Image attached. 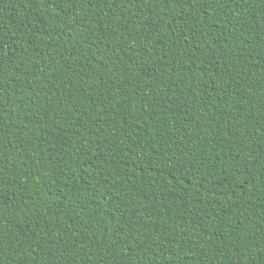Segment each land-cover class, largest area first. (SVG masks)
Returning a JSON list of instances; mask_svg holds the SVG:
<instances>
[{"label": "trees", "instance_id": "obj_1", "mask_svg": "<svg viewBox=\"0 0 264 264\" xmlns=\"http://www.w3.org/2000/svg\"><path fill=\"white\" fill-rule=\"evenodd\" d=\"M0 264H264V0H0Z\"/></svg>", "mask_w": 264, "mask_h": 264}, {"label": "snow or ice", "instance_id": "obj_2", "mask_svg": "<svg viewBox=\"0 0 264 264\" xmlns=\"http://www.w3.org/2000/svg\"><path fill=\"white\" fill-rule=\"evenodd\" d=\"M58 2H60V0H43V3L48 6L49 8L53 7L55 4H57ZM129 2H131V0H129ZM135 2H139V0H135ZM169 0H165V3H168ZM171 2H176V0H171ZM0 251H2V249H0ZM262 259H264V257H262Z\"/></svg>", "mask_w": 264, "mask_h": 264}]
</instances>
